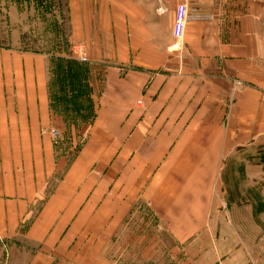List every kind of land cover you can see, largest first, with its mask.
<instances>
[{
	"label": "crops",
	"instance_id": "crops-1",
	"mask_svg": "<svg viewBox=\"0 0 264 264\" xmlns=\"http://www.w3.org/2000/svg\"><path fill=\"white\" fill-rule=\"evenodd\" d=\"M180 3L188 20L177 41ZM67 8L94 71L95 115L63 168L43 129L54 125L48 55L0 46V244H34L25 264H88L87 251L103 250L98 237L141 205L177 242L193 238L209 222L223 159L264 149V0ZM234 78L243 84L233 96ZM84 232L95 236L88 247Z\"/></svg>",
	"mask_w": 264,
	"mask_h": 264
},
{
	"label": "rangeland",
	"instance_id": "rangeland-1",
	"mask_svg": "<svg viewBox=\"0 0 264 264\" xmlns=\"http://www.w3.org/2000/svg\"><path fill=\"white\" fill-rule=\"evenodd\" d=\"M67 1L0 0V46L48 55L54 125L49 130L43 129L58 131V136L51 135V138L57 163L64 164L63 168L86 140L96 110V88L92 90L89 82L92 72L94 78V71L87 63V54L86 61L77 56V48L81 46L87 52V46L79 37L73 38ZM63 67L69 73L73 71V84L69 82L71 75L63 72ZM258 146L261 143L223 159L217 172L209 222L199 234L177 242L141 205L121 220L114 234L98 237V242L100 238L103 240V250L87 251L86 262L264 264V149ZM63 168H58L51 178V187L62 175ZM94 240L95 236L85 232L78 236L83 247ZM15 242L18 243L10 244L8 250L0 244V264H25L29 260V252L35 245L20 239ZM72 246L75 250L79 245L73 242ZM79 253L84 251L77 250L76 254Z\"/></svg>",
	"mask_w": 264,
	"mask_h": 264
},
{
	"label": "built area",
	"instance_id": "built-area-1",
	"mask_svg": "<svg viewBox=\"0 0 264 264\" xmlns=\"http://www.w3.org/2000/svg\"><path fill=\"white\" fill-rule=\"evenodd\" d=\"M187 20H188V14H187V6L184 3H180L177 5L176 10H175V15H174V23H173V36L177 41H180L184 35V30L187 24ZM78 53L75 54L77 55L81 61H86L87 57L86 54L87 52H85V50H83V48L81 46H79L77 48ZM242 81L234 78L232 80V87H231V91L234 94L236 93L237 89L240 88L242 86ZM49 133L52 135L53 138H56L58 136V131L57 130H51V132L49 131Z\"/></svg>",
	"mask_w": 264,
	"mask_h": 264
},
{
	"label": "trees",
	"instance_id": "trees-1",
	"mask_svg": "<svg viewBox=\"0 0 264 264\" xmlns=\"http://www.w3.org/2000/svg\"><path fill=\"white\" fill-rule=\"evenodd\" d=\"M60 59H63V57H60ZM62 69H63V72H65V73H69L67 67H66V68L63 67ZM72 73H73V71L69 73V74L71 75L70 78H69V82H71V83L73 84L75 81L71 79V77H72ZM67 75H68V74H67ZM65 77H66V75H65ZM66 78H67V77H66ZM71 83H68V84H71ZM79 83H80V82H79Z\"/></svg>",
	"mask_w": 264,
	"mask_h": 264
}]
</instances>
